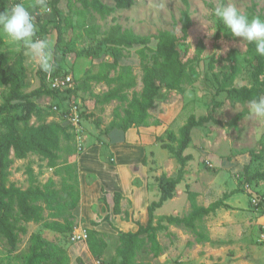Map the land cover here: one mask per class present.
<instances>
[{"label":"rangeland","instance_id":"1","mask_svg":"<svg viewBox=\"0 0 264 264\" xmlns=\"http://www.w3.org/2000/svg\"><path fill=\"white\" fill-rule=\"evenodd\" d=\"M188 1L192 26L188 31L187 40L180 42L178 49L188 68L194 69L196 77H193L188 70V77L180 89L160 90L155 100V108L149 111V125L130 127L125 145L137 146L145 150L147 171L139 172L135 168L136 165H131L130 168L137 176L123 178L120 180L121 186H114L111 189L109 184L105 187L101 179L104 166L100 163L86 165L80 173L77 166L71 164L87 149L106 147L105 142H102L103 139L97 136L107 137L114 109L125 107V103L118 101L104 105L99 101V96L109 88L103 81L108 73V69L103 65L111 63L113 57L110 49L107 46L98 47V42L113 25H120L123 29H129L142 37L155 36L163 30H173L179 34L178 19L183 9L181 1L138 0L130 9L117 10L106 18L92 13L88 16L87 23L99 28V34L92 38L65 25L67 17L71 19V23H74L76 16L71 10L79 8V4L71 0L72 9L69 10L68 0H60L57 7L63 21L60 26L62 40L55 45L56 34L53 29L54 16L50 6L51 0H44L49 10L47 12L41 7V0H25V6L30 11L38 9L40 12L38 14L40 19L35 17L38 28L37 37L47 38L53 44V62L58 66V70L55 69V65L52 72H56L59 76L69 75L73 81L71 87L65 91L51 93L39 99L32 98L38 110L32 116L29 125L50 123L53 122V118L60 120L58 116L51 113V108L55 104L61 107L76 104L81 111L82 133L84 137L86 134V139L81 145L82 150L78 152L75 135L70 136L69 139L61 138L57 169L46 168L45 162L34 155L25 160H15L9 169V183L23 190L26 189L29 186L26 169L30 167L39 185L44 184L48 179H53L58 187L62 181L70 182L78 190L80 185L92 187L94 184L93 187L98 195L94 200V197L88 193L86 201L93 199L95 204L89 206L87 204L81 211L74 210V224L87 230H95L96 226L93 227L92 223L106 228L109 233H104V239L108 245L105 262L116 261L113 259L118 246L119 230L109 222V219L105 222V217L110 216L108 212L112 209L113 194L116 189L120 188L124 192L130 184L137 187H149L146 173L151 167L157 168L156 176L164 173L167 177L176 178L179 165L168 156L161 145L169 143L167 140L169 132L178 136V130L190 116L200 118L211 115L214 121L192 129L189 146L183 153L184 156L190 155L191 160L184 168L182 180L176 187L174 198L164 203L154 213V224L161 216L187 215L191 211L189 193L195 194L194 201L197 206L208 207L222 200L226 208H220L203 217L202 220L196 221L197 234H201L203 238L206 236L208 241L200 243L199 236L193 230L168 225L166 230L157 233V241L161 246L159 255L153 256L149 243H146L137 253L136 262L137 264H234L242 260L241 257L246 256L248 261H241L242 264H264V246L258 242V228L264 224V178L255 177L264 174V135L257 136L255 133L258 125L248 118V102L240 103L230 100L225 92L219 91L222 87L229 89L253 86L254 64L249 63L244 41L216 39L215 34L213 35L217 27L213 9L220 6V0ZM254 1L264 14V0ZM225 2L234 3L241 11L251 4V0H225ZM41 26H44L47 32H42L40 35ZM0 36L5 42L2 51L10 59V63L19 53L23 54L26 68V86L23 93L39 88L40 79L44 73L28 59L23 46L13 44L2 34ZM199 41H202L204 45V51L201 54L197 52ZM155 45L156 41L151 39L150 48L154 49ZM138 48L140 47H133L126 51L127 57L123 60L133 68L136 76V85L134 89L128 91L129 97L132 92L139 93L142 88L139 59L136 54ZM86 50L97 54L91 57L77 56V53ZM113 75L114 72L109 71V76ZM262 79L264 80V76ZM2 103L3 91L0 88V104ZM15 114L16 112H11L8 116ZM3 116H0V121ZM5 132L6 128L0 124V136ZM120 136L121 133L118 131L111 132V137L119 138ZM172 145L177 146L176 143ZM131 159L132 162L137 163V158L134 159L133 155L129 156V163ZM105 188L111 191L104 190ZM149 188L151 195H155L157 200L159 194L156 186ZM110 194L112 197H109ZM152 197H149V201ZM252 198L260 200L258 206L254 207L251 204ZM173 205L176 207L177 214L172 212ZM123 207L126 208L127 205L123 204ZM142 209L143 205L139 204L137 214L133 213L130 220L128 216L125 219V215L121 213L115 216V221L117 223L119 220L131 221L135 226L136 224L145 225L147 208L144 211H141ZM125 212L128 214V211ZM44 216H47V212ZM25 227L27 233L20 234L19 244L13 251L10 250L5 239L0 237V264H25L32 244V235H39L58 244L69 256L67 264H88L85 256L76 258L77 246L71 243L68 235L46 230L42 224L30 223ZM235 255L238 259L231 258ZM241 262L239 261L238 264Z\"/></svg>","mask_w":264,"mask_h":264},{"label":"trees","instance_id":"2","mask_svg":"<svg viewBox=\"0 0 264 264\" xmlns=\"http://www.w3.org/2000/svg\"><path fill=\"white\" fill-rule=\"evenodd\" d=\"M138 0H75L79 8L72 9L71 0H68V8L76 19L71 23V19H65V25L73 27L86 36L94 38L99 34V28L95 25H88L87 18L94 13L101 18L111 16L117 10H128ZM182 10L178 23L180 25L179 34L171 30L159 31L155 36H138L129 29H123L120 25H113L103 34L98 42V47L107 46L110 49L113 61L106 63L103 67L108 69L103 81L108 90L99 96L101 104H109L112 101L125 103L122 109H114L113 119L110 122L109 130H118L127 132L130 127H146L149 125V111L154 109L155 100L162 89L169 91L178 90L184 84L188 77V70L196 77L192 67L188 68L183 61L178 49L180 42H185L188 37V31L192 26L190 4L188 0H180ZM225 3V0H220ZM60 0H51L50 6L54 16V26L56 34V44L62 40L60 26L62 18L58 9ZM9 9L8 0H0V12ZM38 9L31 11L36 13ZM243 12L250 17L264 18L262 9H258V4L251 0V4ZM39 18V15H36ZM47 32L44 26L40 27L39 33ZM216 39L238 40L231 34H227V29L217 21ZM151 39L156 41L155 48H150ZM5 45L0 36V88L3 91V103L0 104V124L6 128V132L0 136V237L5 239L10 250L17 248L20 241V234L26 235L25 225L42 224L43 228L56 234L69 235L74 224L73 211L78 207L80 194L78 188L67 181H62L57 186L53 179H48L44 184L39 185L33 170L28 167L26 174L29 180V186L21 189L16 185L9 183V169L15 160H25L29 156H37L42 162H45L46 168L57 169L60 160V142L61 138L69 139L74 137L71 127L63 120H53V122H42L36 126L29 125L32 116L37 113L38 106L32 98H42L57 91L50 90L45 82V75L40 79V87L29 92L23 93L26 86V68L24 57L19 53L10 63L2 48ZM140 47L136 54L139 59V68L141 71L142 88L139 93L132 92L129 97L128 91L135 88L136 76L133 68L129 64L123 63L127 57L125 52L133 47ZM249 63H253L252 80L254 85L251 87L229 88L219 91L226 93L230 100H236L240 103L248 102L258 96L264 95V56H259L255 52V46L245 42ZM204 51L202 41L197 44V52L201 54ZM89 50L77 53V56H94ZM56 65V64H55ZM58 70V66L55 67ZM109 71L114 75L109 76ZM42 72V71H41ZM53 76H58L52 72ZM219 93V92H218ZM58 105V104H56ZM59 106V105H58ZM18 111V113H17ZM16 112L13 116L9 113ZM52 113V111H51ZM53 115V113H52ZM209 121H214L211 115L196 118L190 116L186 123L178 130V136L169 132L167 140L161 148L165 150L170 158L179 165L176 178L167 177L164 173L156 176V167L148 170V186H156L159 198L152 201L147 206V221L145 225L136 224L137 230L134 233H123L118 231V246L115 252L116 260L114 262H105L103 259L107 244L104 240V234L96 230H87L88 238L86 245L92 257L98 264H137L136 257L139 250L149 243V249L153 256H158L161 246L157 241V233L167 229L168 225L176 227H185L193 230L196 234V221L214 213L220 208H226L222 200H218L208 207L197 206L195 204V194L189 193L191 211L182 217L179 216H161L154 224V213L159 210L164 203L172 200L175 196L176 187L182 180L184 168L190 155L184 156V151L190 143V133L193 128L202 126ZM176 143L177 146L172 144ZM264 153V149H263ZM145 165V158L142 160ZM56 173V172H55ZM263 179L264 174L255 176ZM225 197V196H224ZM120 198L118 193L113 196V214L119 215ZM47 212V216L44 213ZM108 222V216L105 217ZM92 226H97L92 223ZM199 236V242L208 241L206 236ZM32 244L25 264H67L69 257L58 244L48 241L39 235H32Z\"/></svg>","mask_w":264,"mask_h":264},{"label":"clouds","instance_id":"3","mask_svg":"<svg viewBox=\"0 0 264 264\" xmlns=\"http://www.w3.org/2000/svg\"><path fill=\"white\" fill-rule=\"evenodd\" d=\"M41 7L45 12L48 11L44 0H41ZM213 15L227 29V34L254 45L256 54L264 56V18L250 17L232 2L215 7ZM37 31L35 16L25 6L23 0L15 3L7 11L0 12V34L13 44L23 46L25 55L38 70L50 73L55 67L53 44L47 38H38ZM247 115L258 125L255 129L256 135H264V95L248 101Z\"/></svg>","mask_w":264,"mask_h":264},{"label":"crops","instance_id":"4","mask_svg":"<svg viewBox=\"0 0 264 264\" xmlns=\"http://www.w3.org/2000/svg\"><path fill=\"white\" fill-rule=\"evenodd\" d=\"M36 10V9H35ZM49 11V10H48ZM40 12L39 10H37V12L35 13L36 15H38ZM124 63V61H123ZM126 64V63H125ZM113 131H118V130H112L110 131L105 137L104 136H97L99 139H103L102 142H105L104 144L106 145L105 148H97V147H93L90 149H87L84 153L80 154L78 156V158L74 161L71 162V164L76 165L77 166V170L80 173V171H83V168H86V165H90V164H94V163H100L103 167L102 169V176L101 179L104 182V186L107 187V185L113 189L114 186H121L120 180L123 178H130L131 176H137L136 173H134L132 171V169L130 168L131 165H136V170L139 172L142 171H147L145 169V165H143L142 160L143 158H145V150L143 148L140 147H131V146H126V138H127V132H120L121 136L119 138L116 137H111V132ZM109 135V136H108ZM86 139V134L84 137V141ZM80 152V151H78ZM60 155V153H59ZM134 156V159L137 158V163L132 162L133 160L131 159L130 163L128 161L129 156ZM110 162H112V164L110 165ZM98 165V164H96ZM132 171V172H131ZM147 178H148V172L146 173ZM93 178H95L96 176H92ZM94 186V184H93ZM89 187V186H85V185H80L79 187V194H80V200H79V204H78V208L80 209V211L82 209L85 208V206L88 204L89 205H93V203L95 204V201H93V199L87 200V194L89 193L91 197H97V193L96 189L94 187ZM88 189V191L86 190ZM109 189V188H108ZM107 188H105L104 190H107ZM111 189H109L111 191ZM124 189V188H123ZM149 187H137V186H133L132 184H130L127 188L124 189V192L119 188L116 189L115 193H118L121 198H120V214L123 213V215H125V219L127 218V216L130 218L132 217L133 213L137 214L138 211V205H143V209L141 211H144L145 208H147L148 203L151 201H155L156 200V196L155 195H151V190H149ZM87 191V192H86ZM100 194V193H99ZM153 196L151 198V200L149 201V197ZM114 196V194H113ZM109 197H112L111 194L109 195ZM92 201V202H91ZM150 202V203H151ZM123 204H126L127 207H123ZM129 204V205H128ZM224 204V203H223ZM229 204V203H227ZM226 205V204H224ZM230 205V204H229ZM203 207V206H202ZM89 208V207H88ZM175 205H173V214H177V212H175ZM113 209V206H112ZM108 212V215H110L108 217L109 222L112 223L113 226H115L119 232H123V233H134L137 230V226H135L134 223H132L131 221H121L119 220V223H117L115 221V216H119V215H114L113 211ZM125 211H128V214H126ZM111 213V214H109ZM74 214V211H73ZM178 216V215H175ZM94 230V229H93ZM95 230L101 233H109L107 232L106 228H104L103 225H97L95 227ZM210 239H213L212 236H209ZM105 240V239H104ZM106 242V241H105ZM206 242V241H205ZM201 243V242H200ZM77 259L81 258V256H85V258H87L86 260H88V264H96L97 261L94 260V258L92 257L91 253L88 250V247L86 245V243H77ZM108 254V245L104 251V255H103V259H106V255ZM69 257V256H68ZM232 259H238L237 255L231 257ZM242 260L241 261H245L247 262L248 259L246 256L241 257ZM239 258V259H241ZM239 261H236L234 264H238ZM243 262H241L240 264H242Z\"/></svg>","mask_w":264,"mask_h":264},{"label":"built area","instance_id":"5","mask_svg":"<svg viewBox=\"0 0 264 264\" xmlns=\"http://www.w3.org/2000/svg\"><path fill=\"white\" fill-rule=\"evenodd\" d=\"M20 2V0H8L9 9L15 4ZM25 4V0H23ZM36 17V14L33 13ZM45 82L47 87L50 90L61 92L69 89L73 83L72 78L69 75H61V76H53L52 72L46 73ZM53 115L58 116L61 120L67 123L71 129L73 134L75 135L79 151L82 150L81 145L84 142L83 129H82V119H81V111L76 104L67 105L65 107H61L58 105H53L51 108ZM54 120H58L53 118ZM248 187V185L246 186ZM260 200L256 198L251 199V204L256 207L258 206ZM71 243H86L88 238L87 229L82 228L80 226H75L72 232L68 235ZM258 242L264 246V224H262L258 228ZM98 263V262H97Z\"/></svg>","mask_w":264,"mask_h":264}]
</instances>
